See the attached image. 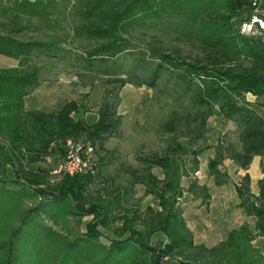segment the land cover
Segmentation results:
<instances>
[{"label": "trees", "instance_id": "1", "mask_svg": "<svg viewBox=\"0 0 264 264\" xmlns=\"http://www.w3.org/2000/svg\"><path fill=\"white\" fill-rule=\"evenodd\" d=\"M70 1L81 21L75 36L91 43L84 54L88 65L131 50L127 36L146 28L209 51L213 58L209 63L157 52L158 63L148 76L130 73L118 83L119 87L146 86L159 101L170 95L158 87L160 77L168 71L179 93L197 109L190 114V122L195 123L194 142L204 138L213 105H218L225 118L243 123L240 145L221 138L208 161L217 186L228 182V175L219 170L225 159L245 170L253 157H264V30L256 28L262 35H246L241 30L253 17L262 19L264 0ZM12 33L0 35V55L18 62L16 67L0 68V168H11L20 175L16 189L0 182V264H264V255L252 244L256 238H264V178L256 197L249 193L247 174L245 184L234 187L239 199L236 207L255 220L253 230L243 224L212 247L195 245L180 200L185 192L194 193L197 188L199 151L179 142L172 141L161 156L137 157L144 167L131 170L130 184L142 185L157 206L144 215L122 207L119 192L107 200L99 194L90 196L87 190L95 175H65L53 185L40 168L25 171L20 158L23 153L32 161V155L43 157L52 144L66 139L78 142L84 138L92 144L120 138L122 117L117 112L120 98L112 93L105 95L97 121L90 126L71 117L78 112L75 102H67L55 112L26 110L25 98L40 83L41 69L32 59L41 46L21 41ZM248 94L263 109L261 116L241 102ZM175 115L165 124L170 131L176 125ZM152 168L161 171V178L152 174ZM192 177L185 189L182 180ZM200 193L202 203L207 204V188L201 187ZM85 216L92 217L85 232H76L70 221ZM97 227L113 234L109 244L100 241ZM157 233L164 235L166 243L151 246Z\"/></svg>", "mask_w": 264, "mask_h": 264}, {"label": "rangeland", "instance_id": "2", "mask_svg": "<svg viewBox=\"0 0 264 264\" xmlns=\"http://www.w3.org/2000/svg\"><path fill=\"white\" fill-rule=\"evenodd\" d=\"M261 18L255 16L241 30L246 35H262L256 28L264 30V10ZM81 24L75 5L70 0H0V35L14 33L13 36L24 42L38 43L41 47L34 51L32 64L41 69L39 86L30 91L25 98L26 110L55 112L67 102H75L78 112L71 114L73 120L83 119L86 125L97 121V111L107 93L118 94L120 103L118 115L122 117L120 138H110L92 144L80 138L78 142L66 139L51 145L47 155L30 157L21 156L24 170L27 172L39 169L51 184H56L60 177L58 168L64 163L68 144H88L92 151L87 157L88 165L93 170L94 183L88 188L90 196L97 194L110 198L119 192L122 195V207L139 210L144 215L148 208L157 209L154 198L146 195L142 185L130 184L133 179L131 170H142L144 165L137 157L161 156L168 151L172 141L199 151V167L195 174L196 190L185 192L180 200L183 217L190 228L194 244L211 247L224 241L226 233L239 229L247 224L252 230L254 219L247 217L243 210L236 206L239 199L235 185L245 184L243 177H250L249 193L256 197L259 182L264 178L262 165L264 157L255 156L247 169H241L229 159H225L219 170L228 175L225 185L217 186L208 170V161L214 156V147L218 140L227 138L240 145L244 125L240 120L228 119L213 105L207 117V131L203 139L194 142L191 137L195 123L190 122L197 109L192 107L186 96L179 93L176 80L167 71L159 81L158 87L168 90L169 96L156 101L153 91L146 87L126 84L119 87L118 80L128 78L130 73L146 77L150 68L158 63L157 52H163L186 61L209 63L213 58L208 50L197 44L180 41L174 35L163 31L146 28L132 32L128 39L132 49L114 58H105L88 65L85 50L91 46L90 41L75 36V29ZM15 60L0 55V66L7 67ZM241 102L261 116L263 109L252 95H244ZM202 110H207L202 108ZM176 118L175 128L170 131L165 127L172 117ZM189 116V117H188ZM82 155L85 156L84 152ZM152 174L161 178V171L152 168ZM17 173L11 168H0V182L8 188L16 189ZM20 175V174H19ZM22 179V177L20 178ZM19 179V180H20ZM193 181L184 178L185 189ZM206 187L209 199L202 203L200 188ZM91 216L72 219L70 226L76 232L84 233ZM59 229L60 227H55ZM101 233L100 241L109 244L114 238L110 231L97 227ZM138 228H142L139 225ZM166 243L164 235L157 233L150 241L151 246ZM253 246L264 255V238H256ZM184 259L183 256L177 257Z\"/></svg>", "mask_w": 264, "mask_h": 264}, {"label": "built area", "instance_id": "3", "mask_svg": "<svg viewBox=\"0 0 264 264\" xmlns=\"http://www.w3.org/2000/svg\"><path fill=\"white\" fill-rule=\"evenodd\" d=\"M92 151V147L88 144L80 143L68 144V150L64 163L58 168L56 175L61 176H76L83 174L94 175L93 170L88 165L87 157ZM84 152L85 156L82 155Z\"/></svg>", "mask_w": 264, "mask_h": 264}, {"label": "crops", "instance_id": "4", "mask_svg": "<svg viewBox=\"0 0 264 264\" xmlns=\"http://www.w3.org/2000/svg\"><path fill=\"white\" fill-rule=\"evenodd\" d=\"M17 64H18V62L15 60L13 63H11L9 66H7V67H2V66H0V68H9V67H16L17 66ZM254 223H255V220H254ZM190 229V228H189ZM253 229H254V225H253ZM252 229V230H253ZM214 246V245H213ZM212 247V246H211Z\"/></svg>", "mask_w": 264, "mask_h": 264}]
</instances>
